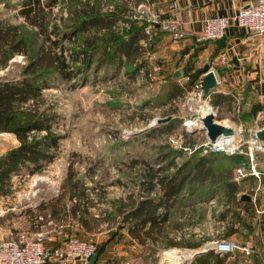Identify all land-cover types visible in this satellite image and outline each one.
Wrapping results in <instances>:
<instances>
[{"label": "trees", "instance_id": "1", "mask_svg": "<svg viewBox=\"0 0 264 264\" xmlns=\"http://www.w3.org/2000/svg\"><path fill=\"white\" fill-rule=\"evenodd\" d=\"M16 1L13 4L12 0H0L7 7L16 5L17 14L22 18L20 23L0 19V133H12L17 140L14 147L0 155V195L13 192L12 176L40 172L55 157L63 135L55 129L58 113L45 89L56 87L58 81L71 80L73 76L80 75L81 80H86L96 55L99 57L94 68L125 61L132 66L129 75L134 79L147 66L153 44L152 41L146 46L143 44L147 39L144 22L132 16L141 0H116L112 5L102 0ZM54 9L59 10L60 15L55 14ZM64 11L66 15L62 14ZM27 27L34 29L32 37ZM71 39L78 41V49L65 44ZM18 55L23 60L12 61ZM69 60L82 65L73 66ZM198 75L199 72L190 76L181 89L182 94L191 89ZM171 96L170 92L166 97ZM154 132L155 129H151L149 135ZM166 146L152 159H132V163L139 162L143 166L138 173L137 193L111 200L112 209L106 218L94 217L90 211L94 205L92 188L72 172H68L60 193L51 202L52 214L65 212L66 202L73 201L68 211L85 229L90 230L104 220L116 222L118 219L132 241L154 253L162 245H180L166 232V225L170 223L171 211L181 192L192 184L199 187L209 184L213 191L211 198L222 194L228 202L221 213V220L229 215L231 218L227 236H247L258 229L264 237V210L258 217L256 213L259 200L239 196L242 188L229 172L215 171L216 157L212 153L192 155L176 163L175 158L181 151ZM89 168L88 176H91L96 167ZM109 232L111 238L119 237L118 230ZM191 246L196 248L200 244ZM208 256L213 259L208 261ZM195 261L222 264L224 258L208 252L196 256Z\"/></svg>", "mask_w": 264, "mask_h": 264}, {"label": "rangeland", "instance_id": "2", "mask_svg": "<svg viewBox=\"0 0 264 264\" xmlns=\"http://www.w3.org/2000/svg\"><path fill=\"white\" fill-rule=\"evenodd\" d=\"M102 1L112 5L116 0ZM151 2L149 0L147 4ZM11 3L16 4L17 1L12 0ZM144 9L147 14L152 11V7L146 6ZM17 11L16 5L7 7L0 3V19L20 23L22 18L17 14ZM53 12L60 15V11L57 9H54ZM62 14L66 15V12L64 11ZM27 30L32 37L34 29L27 27ZM77 42V40L71 39L65 44L76 50L78 49ZM98 57L99 55L94 56L93 63L87 71L86 80H81L82 76L80 75L73 76L71 80L58 81L55 83L56 87L45 89L44 92L49 102L54 105L55 111L58 113L55 129L63 137L55 151L54 159L47 162L40 172L32 175L24 173L21 177H18L19 175L12 176L16 193L6 200L4 205L11 210L16 223L9 224L11 225L9 228L11 235L1 239H12L20 231L30 230L33 225L28 223L27 219L17 218V206H22L27 202L29 192L36 193L35 200H41L56 193L68 176V172L74 173L75 177L83 179L85 185L92 188L93 199L97 202H94L90 211L97 216L106 218L112 209L111 200L126 198L130 193L133 195L137 193L138 173L140 169H143V166L139 162L132 163V159L138 161H140L139 159H152L159 149L166 145L181 151L180 156L175 158L176 163H182L192 155L212 153L216 157L215 171L229 172L231 178L236 164L241 160H246V156L242 153H214L205 146L206 132L200 129L198 124L201 123L199 117L203 116L199 111L202 101L211 105L207 99L182 97L174 101H167L166 88L162 87L161 80L157 78L158 75L154 71L149 72L143 69L132 79L129 75L132 66L127 62L124 61L123 64H117V62L115 65L94 68ZM22 60L20 55L12 59L14 62ZM69 63L73 66L82 65L79 62H72V60H69ZM212 107L216 121L235 127L227 119H224L221 110ZM168 116H170L169 120L157 123L158 119ZM185 121H188V124L192 121L198 124L186 126L184 125ZM151 129H155V132L149 135ZM236 130L239 138L243 136L245 139L248 138L249 134L246 129L240 131V125H238ZM13 139L14 135L11 133H0V153L17 144V141ZM254 163L260 172H264V150L254 152ZM94 166L96 167L95 172L88 176L90 174L89 167ZM172 170L173 168L170 169V171ZM249 181L248 184L240 182L244 191L241 194L254 197L255 190L252 191L250 188H254L255 185L252 180ZM258 192L261 196L263 195L262 200L264 201V188ZM212 193L209 184L200 187L197 184H192L186 186L179 195L168 228L172 231L177 229V233H174L173 236L175 239L178 236L179 239L176 240L181 241L184 246L161 247L157 248L154 253L142 247L131 246L126 250L127 255L122 258L121 262L160 264L164 251L175 250L192 251L190 258L176 264H197L195 257L204 253H195L201 250L203 244L207 242L235 239L240 242L252 240L253 244L257 243L255 231L247 234L246 237L240 234L227 236L231 218L229 215L221 220V213L226 209L228 202L222 194L211 198ZM184 214H186L185 217H183ZM116 220L118 221V219ZM117 221L99 222L98 226H101L98 229L118 230L121 225ZM99 230H94L95 232L90 235L81 233L80 236L92 239L97 243V248H100L106 237L110 236V232L101 233ZM189 243L200 244V246L188 247ZM210 253L228 260L226 255L221 256L213 251ZM211 256L213 257V255ZM211 256L206 259L211 261L213 259ZM110 262L119 263V261ZM167 264H171V261L168 260Z\"/></svg>", "mask_w": 264, "mask_h": 264}, {"label": "crops", "instance_id": "3", "mask_svg": "<svg viewBox=\"0 0 264 264\" xmlns=\"http://www.w3.org/2000/svg\"><path fill=\"white\" fill-rule=\"evenodd\" d=\"M148 1L149 0H141V3L139 4H145ZM151 1L155 5L154 8H152V11L160 12L164 16L173 13L178 15L184 22L189 33V35L183 41L175 45L169 41V38L165 33L158 32L154 36L152 40V47L148 52V64L144 69L149 72L154 71L157 73V78L161 80L160 82L162 83V87L166 88L167 95L171 92L172 96L170 99L166 97L167 101H174L184 97V95L188 92L185 91L183 94L181 92V89H183L184 85L186 84L184 81V76H191L199 72L197 77L203 75L204 78L203 67L208 65L212 58L219 52H224L229 58V64L220 65L216 68L215 76L217 79V84L216 87L211 90L206 99L216 109L221 110L224 114V119H227L229 123L235 126V128L240 125V131L243 129L247 130L248 128L256 129L258 126L264 123V39H261L257 43H243L245 30L237 26L235 23H231L226 29L225 37L221 40L215 42H197L194 40V34L200 31L205 19L216 16L231 17L240 7L248 5L255 0ZM177 72H179V74L174 75ZM235 96H238L241 101V110L239 113L236 112V106L234 102ZM256 103L259 104L260 107L255 110L254 114H251L252 105ZM224 124L230 125L227 123ZM14 139L16 140L15 136ZM14 146L8 147L7 149ZM4 152L5 150L1 152L0 155ZM21 176L22 175H19L18 177ZM250 178L256 187L259 179L254 177ZM11 182L13 192L8 195H0V239L2 237H8L11 235L9 230L11 225L9 224L11 222L16 223V221L13 219L11 210L4 205V202L9 200V198L13 197L14 193H16L14 188L15 183L12 178ZM249 182L250 181L247 178L242 181V183L247 184ZM237 184L240 185V183ZM260 184V189H263L264 172H261ZM60 188L61 187L59 186V190H56V193L41 200H35L34 197L36 193L29 192L27 194V202L22 206H17L18 209L16 210L17 218H25L29 221L28 223L33 225L30 230L40 227L48 232L47 234L49 239L47 244L51 246L58 245L66 233L74 232L77 233L79 237H81V233L90 235L91 233L95 232L94 230H99L98 227L101 226L96 224L93 225L90 230L85 229L77 220V217L73 216L68 211L69 206L73 203V201L70 200H68L65 204V212H61L58 215H53L51 211V202H53V200L60 193ZM250 189H253V187ZM243 192L244 191L242 190L241 193ZM241 193L239 196L242 195ZM262 196L257 191L254 197H250L252 201L259 200L260 204L257 208L264 210V201L262 200ZM93 202L97 201L93 199ZM92 208L93 206L90 207V209ZM173 211L174 208L171 211V214ZM259 214H257V217ZM93 215L94 217H97L96 214L93 213ZM185 216L186 214L183 215V217ZM178 220L180 219L178 218ZM110 230L113 229L109 228L99 231L104 233L109 232ZM176 231V228L172 231V229H169L168 225H166V232H168L172 238H174V233H177ZM255 234L257 243H254V245L257 247H262L264 237L261 231L257 229ZM118 235L119 237L116 236L115 238H111L108 235L106 240L103 241V245L101 246L102 248L98 247V249H100L97 258L98 264H104L105 262L110 261L121 262L122 258H125L127 255L126 250H128L129 247H141L135 241L131 240L122 225L118 229ZM176 239H179L178 236ZM176 239L174 238V240ZM179 242V246H184L181 244V241ZM189 244L190 245H188V247H192V243ZM161 247H163V245L160 246V248ZM255 259H257L260 264H264L263 257ZM222 264L234 263L229 259H225Z\"/></svg>", "mask_w": 264, "mask_h": 264}, {"label": "built area", "instance_id": "4", "mask_svg": "<svg viewBox=\"0 0 264 264\" xmlns=\"http://www.w3.org/2000/svg\"><path fill=\"white\" fill-rule=\"evenodd\" d=\"M146 6L154 8V3L139 4L135 9L133 18L144 22V33L147 39L143 44L148 45L158 32L165 33L172 44H179L188 35L182 19L176 14L164 16L160 12L152 11L149 14L145 11ZM235 23L245 30L243 43H257L264 39V0H255L248 5L240 7L237 12L231 16H216L204 20L202 28L194 34V40L197 42L208 41L215 42L225 37L227 27ZM229 64V58L224 52L215 55L208 64V69L214 74L216 68L220 65ZM190 75L184 76V81L188 82ZM203 75L197 77L191 89L184 95L186 99L198 98L205 99L203 96ZM236 112L241 110V101L238 96L234 97ZM210 105V104H209ZM211 106V105H210ZM211 108H213L211 106ZM187 121H185L184 125ZM189 126V125H188ZM264 123L256 129H247L248 138H218L215 142L205 146L209 151L217 153L224 152L227 154L242 153L246 160H241L232 171V180L240 183L247 177H254L258 180L254 195L260 190L261 172L256 168L254 163V152L264 150L262 142L255 135L256 131L262 129ZM263 211L261 208L256 209L259 214ZM48 232L42 228L33 230L20 231L12 239L0 240V264H86L90 257L98 251L97 243L90 238H81L77 233H66L64 238L56 246L48 245ZM262 247L255 246L251 241L240 242L235 239H221L218 241L207 242L203 244L201 250L212 249L213 252L226 257L234 264H255V258H262L264 251V242ZM197 251V252H198ZM196 254V253H195ZM183 261V260H182ZM115 264L114 262H105L104 264ZM98 264V260H97ZM116 264H131L129 261H122Z\"/></svg>", "mask_w": 264, "mask_h": 264}, {"label": "water", "instance_id": "5", "mask_svg": "<svg viewBox=\"0 0 264 264\" xmlns=\"http://www.w3.org/2000/svg\"><path fill=\"white\" fill-rule=\"evenodd\" d=\"M203 72H204V83H203V96L207 97L211 90H213L216 87L217 84V79L215 74L208 69V65H205L203 67ZM179 72L175 73L174 75H178ZM249 87V86H248ZM259 104H253L251 108V114H254L255 110L259 108ZM170 119V116L162 119H158L157 123H161L164 121H167ZM202 125L199 127L202 130H205L206 132V137L209 143L215 142L218 138L223 137H231L234 135L235 130L233 127L219 123L218 121L215 120L214 114L209 112L205 114L201 118ZM257 139L262 142V146L264 148V127L255 133ZM242 198L250 200L251 197L248 194H242ZM212 249L205 250V251H198L196 254H203V253H208L211 252ZM99 255V251H96L88 260L86 264H97V258ZM110 264V263H109ZM255 264H260L257 259H255Z\"/></svg>", "mask_w": 264, "mask_h": 264}, {"label": "bare ground", "instance_id": "6", "mask_svg": "<svg viewBox=\"0 0 264 264\" xmlns=\"http://www.w3.org/2000/svg\"><path fill=\"white\" fill-rule=\"evenodd\" d=\"M200 113L203 114V116L209 112L213 113L214 110L211 108V106H209L206 101H202V104L200 105V109H199ZM202 116V117H203ZM199 117V120L201 122V118ZM190 121V120H189ZM188 124V121L187 123ZM198 124L194 121H192L190 124H188L189 126L191 125H195ZM202 125V122L198 124V126L200 127ZM229 126V125H228ZM235 128V127H234ZM233 128V129H234ZM235 130V129H234ZM236 133V134H235ZM234 135L231 136V138H236L237 136V130L235 131ZM191 252H180V251H175V250H168V251H164L162 257H161V262L160 264H166L169 261H171V264H176L182 260H185L187 258H190Z\"/></svg>", "mask_w": 264, "mask_h": 264}]
</instances>
